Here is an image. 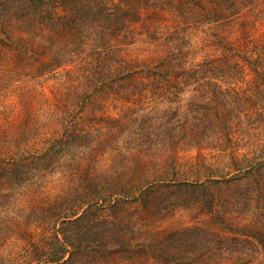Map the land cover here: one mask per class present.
<instances>
[{
  "label": "rangeland",
  "instance_id": "obj_1",
  "mask_svg": "<svg viewBox=\"0 0 264 264\" xmlns=\"http://www.w3.org/2000/svg\"><path fill=\"white\" fill-rule=\"evenodd\" d=\"M170 18L166 11L143 10L140 20L130 24L132 37L117 40L107 32L105 38L114 45L124 43L121 55L128 61L151 65L164 49L149 33L171 25ZM216 24L186 29L189 58L196 53V60L206 54L240 63V72L230 71L236 79L228 86L231 93L251 95L249 115L243 106L240 114L221 107L214 120L216 129L233 124V149L222 146L220 130L211 138L210 131L198 129L194 112L185 105L188 96L176 102L174 88L144 80V72L132 76L131 86L110 73L104 83H80L75 63L42 75L41 63L49 59L52 44L71 43L69 30L58 34L40 24L34 42L38 62L32 52L19 60L0 45V264L8 257L25 262L32 252L30 240L52 235L53 207L92 195L98 185L108 195L99 200L94 215L122 225L127 249L107 248L82 264H180L168 263L150 246L186 230L206 231L222 245L236 239L234 252L221 259L224 264H264V247L250 238L256 230L264 232V170L256 168L258 174L244 178L234 171L237 166L244 167L241 173L252 171L258 162L252 160L264 156V149L254 154V144L243 147L245 137L240 143L234 134H258L264 143V110L256 105L264 71L258 76L237 56H259L264 65V0ZM217 41L224 48H216ZM150 108L154 111L149 113ZM167 244L177 257L188 249Z\"/></svg>",
  "mask_w": 264,
  "mask_h": 264
},
{
  "label": "trees",
  "instance_id": "obj_2",
  "mask_svg": "<svg viewBox=\"0 0 264 264\" xmlns=\"http://www.w3.org/2000/svg\"><path fill=\"white\" fill-rule=\"evenodd\" d=\"M255 1L0 0V45L13 50L19 60L23 59V55L28 56L32 52L33 60L38 62L39 50L35 49L34 42L37 40L35 35L40 24L58 34L69 30L73 34L71 43L65 46L52 44L51 51L48 53L49 59L41 63L43 64V71L40 72L42 75L52 74L62 65L75 63L73 66L80 71L82 78L80 83L97 80L104 83L107 80L106 74L110 73V76H115L116 80H125L126 85L131 86L128 81L134 79L132 76L140 78L144 72V80L149 78L152 81L158 80L159 83L165 82L168 87L174 88L172 95L176 102L188 96L189 98H185L187 100L185 105L188 104L194 112L195 117L192 120L197 124L198 129L203 127L205 134L210 131L211 138L215 137L214 132L220 130L222 136L219 139L223 143L222 146L233 149L236 146L235 138H233V124L228 125L225 122L221 129H216L215 121L220 115L218 111L221 107L225 111L228 108L233 114L235 112L240 114L243 106L246 110L245 115H249L251 95L245 93L241 96L236 90L231 93L228 86L229 80L236 79L230 71L240 72V63L225 58H213L206 54L202 56V59L196 60V53L189 58L191 48L186 29L191 26L205 27V24L211 23H217L216 25L227 23L239 12V9ZM150 9L166 11L171 15V25L157 28L148 36L151 40L160 42L164 52L151 65L136 60L130 62L121 55L124 43L116 41L114 45L105 38V34L109 32V36L117 40L121 38L120 36L129 39L134 34L130 24L140 20L141 11ZM161 29L165 31L160 33ZM212 35L215 36L214 33ZM214 44L218 45L216 48L220 46L224 48V45H221L223 43ZM237 56L258 76L264 71V65L259 56L255 58L247 55ZM150 66L153 67L150 68ZM163 66L166 67L165 70ZM85 86L88 87V84ZM206 102L213 104L210 114L211 104L207 105ZM236 104H239L240 109L236 110ZM247 105L248 107H245ZM256 105L264 110V87L257 95ZM153 111L154 108H150L149 113ZM207 121L210 122L209 127H207ZM234 134L238 136L240 143L243 136L245 137L243 147L248 148L254 144L256 150L254 154L264 149V143L259 140L258 134L250 135L247 132L240 134L234 132ZM174 144V141L170 140L168 146L173 148ZM235 160L238 161L236 158ZM252 161H258L252 166V171L241 173L244 167H235L234 171L239 172L240 178L258 174L256 168L264 170V156L261 155L259 160L255 158ZM107 195L106 189L98 185L92 195H81L75 201L68 199L53 207L54 211L49 221L53 229L52 235L38 242L30 240L32 252H28L26 256L28 258L22 264H82L81 262L89 255L101 253L107 248H114V252L126 251L127 246L123 242L125 232L122 225L116 221L96 218L94 215V211L101 206L99 200ZM250 234V238L254 240V242L251 241L252 243L264 247L262 230H256ZM169 235L171 237L165 241L152 243L150 246L154 250L161 251V256H164V260L168 263L224 264L221 261L222 257L227 252L233 253L236 249L234 244L237 243L236 239H232L228 241L229 244L222 245L216 236L202 230L177 231ZM172 241L177 243L175 246H185L188 249L185 253L180 251V257H177L176 249L168 248L167 243ZM110 242L115 243V247H112ZM241 253H238L240 255L237 258L241 257ZM7 261L2 264H20L17 259L11 257H8Z\"/></svg>",
  "mask_w": 264,
  "mask_h": 264
}]
</instances>
